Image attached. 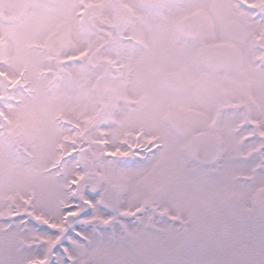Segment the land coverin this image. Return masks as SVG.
Instances as JSON below:
<instances>
[{
  "label": "snow or ice",
  "instance_id": "snow-or-ice-1",
  "mask_svg": "<svg viewBox=\"0 0 264 264\" xmlns=\"http://www.w3.org/2000/svg\"><path fill=\"white\" fill-rule=\"evenodd\" d=\"M0 264H264V0H0Z\"/></svg>",
  "mask_w": 264,
  "mask_h": 264
}]
</instances>
